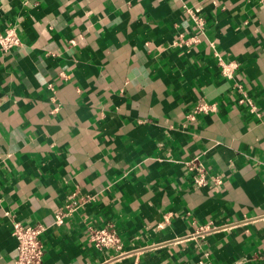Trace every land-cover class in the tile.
Segmentation results:
<instances>
[{
	"label": "crops",
	"instance_id": "0c3cea01",
	"mask_svg": "<svg viewBox=\"0 0 264 264\" xmlns=\"http://www.w3.org/2000/svg\"><path fill=\"white\" fill-rule=\"evenodd\" d=\"M188 7L205 21L196 42ZM10 26L0 264L13 220L45 227L43 264H264V0H0ZM71 194L83 203L57 225ZM105 224L119 256L88 240Z\"/></svg>",
	"mask_w": 264,
	"mask_h": 264
},
{
	"label": "built area",
	"instance_id": "2783aa9c",
	"mask_svg": "<svg viewBox=\"0 0 264 264\" xmlns=\"http://www.w3.org/2000/svg\"><path fill=\"white\" fill-rule=\"evenodd\" d=\"M186 14L190 17L194 26V34L190 38L192 42H196L197 35L204 32L205 21L199 14L198 9L188 7L185 9ZM21 44L19 36L13 26L7 27L3 34L0 33V49L3 52L17 48ZM222 66L224 75L231 77L237 65L234 62L224 63L219 62ZM247 101L248 98H245ZM211 106L205 102H200L196 105V111L207 112ZM261 163L264 165V155ZM188 171L193 174V181L197 186L205 185V169L200 162L193 158L186 162ZM212 182L217 185L221 181L218 178H213ZM83 203L81 198H77L74 194L69 195L68 203L64 209L59 210L55 215V223L62 224L64 218L70 216L77 211L78 206ZM45 230V227L39 223L34 225H23L20 221L13 220L12 222V235L16 241V255L13 264H43L42 256L43 250L40 241V235ZM87 237L90 243L98 251H107L112 248L115 251L121 249V240L115 230L111 229L109 224L102 226H88ZM121 255L119 251L115 256ZM198 264H215L208 257H203L198 261Z\"/></svg>",
	"mask_w": 264,
	"mask_h": 264
}]
</instances>
